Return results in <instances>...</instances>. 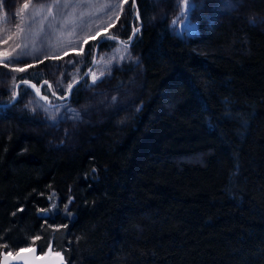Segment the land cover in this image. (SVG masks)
<instances>
[{
  "label": "trees",
  "instance_id": "obj_1",
  "mask_svg": "<svg viewBox=\"0 0 264 264\" xmlns=\"http://www.w3.org/2000/svg\"><path fill=\"white\" fill-rule=\"evenodd\" d=\"M194 1L201 16L187 37L160 15V0L89 1L88 28L73 35L87 33L60 50L46 33H25L29 21L60 19L66 29L70 0H0V70L11 68L0 75V104L19 88L0 108V262L36 248L65 264H264V24L239 15L245 0L222 1L239 15L227 19L209 14L213 0ZM248 6L264 14V0ZM105 35L122 43L104 40L99 55L121 47L136 56L143 99L132 110L99 105L92 118L90 77L70 99L67 86ZM72 62L79 72L60 79ZM132 66L113 67L104 93L118 95ZM30 82L48 110L66 112L63 122L78 114L77 147L56 146L53 123L50 136L38 128L24 105L47 104Z\"/></svg>",
  "mask_w": 264,
  "mask_h": 264
},
{
  "label": "rangeland",
  "instance_id": "obj_2",
  "mask_svg": "<svg viewBox=\"0 0 264 264\" xmlns=\"http://www.w3.org/2000/svg\"><path fill=\"white\" fill-rule=\"evenodd\" d=\"M89 1L93 4L95 3L96 5L98 4L97 0H70L72 4L71 8L67 6V9H70L68 10L69 13L73 12L76 14L75 16H77V14L80 13V15H78V17L76 18L71 19L69 18V13H68L67 19H65L66 13H64L65 15L64 23H65V27L67 26L66 29L63 27L62 23L60 22V19H57L56 22L51 19V20H47V22L45 23H39V24L35 22L30 23L29 21V26L27 27L25 37L30 39L32 38L33 35L37 34V36L39 37V33L41 34L46 33L49 41L54 40V48L56 46V48L58 49L60 48V50L65 49V46L69 44L71 46L75 45V43H72V42H77V41L79 42V39L87 33V30H86L79 37H76V35H73V31L76 27L88 28V26L84 25L86 24L84 23L85 22L84 19L86 18L84 14L87 11H89L91 7L93 6V4L91 5ZM222 1L224 2L225 0H213V3L209 2V5H208L210 9V12L208 11L209 14L216 15L215 17L218 19L219 18L227 19L231 15L233 16L240 15V16L245 17L251 22H254V23L256 22L255 23L256 25L260 26L264 24V14L252 15L251 13H248L249 9L245 11L247 7H249L248 6L249 0H245L247 4L246 3L242 4L243 7L240 9L241 12L239 13V15H237L234 12L230 13L229 11L227 12L226 10H223L225 6L223 7ZM194 2H195L194 0H189V3H186L185 0H175V3L172 4V2L169 0H160L161 4H159L158 6V11L161 16L163 17L168 16L171 27L173 30H175V32H177L178 34L184 37H187L188 35L194 32L196 24L199 20V17L201 16L199 11L191 7V5H193ZM33 17L37 19V16H33ZM63 29H65V31ZM25 45L26 46L24 48H27V50H31L30 47L33 46L31 45V43H28V42ZM130 45H131V42H130ZM99 52H100V48H99ZM94 58H95V54H94ZM128 60L133 62L132 75H131L133 78L131 79L130 82H128V84H125L124 88H122L123 90L118 92L119 93L118 95L113 96L116 99H119V101H113L112 95L115 92L112 94L111 92H109L110 94L104 93L106 86L109 88V86L111 85L109 83L111 82V77L113 75L112 72H114V69L112 68L118 67L120 69V66ZM93 61H92V64H93ZM68 64L69 63H67V65ZM8 66L5 64L0 70L1 71L0 75H3L2 82L4 80V75H7V72L11 73V68H9ZM72 66L73 67L64 68L65 66L60 65L59 67H61V69H60L59 78L61 79L64 73L72 72V75L77 74L81 68V65L75 64L74 62H72ZM87 77H90V81H91L88 87L90 90L89 96L91 97V101L88 103L87 111L90 112L92 110L89 113V115L92 118L96 116L95 110L100 106L105 107V110L108 111V110H111L112 108H115L119 104L123 103L121 105L123 106L122 108L132 110L134 107L137 108L138 105L142 102L143 96L139 92L143 88L142 84L144 83L145 78H144L143 70L141 66L139 65V63L137 62L136 56H134L130 51L128 52L127 50H124L123 48L120 47V48L113 49L107 53H101L100 55L98 54L96 62L92 66V69ZM77 79L78 78H75L73 81ZM70 85L67 86V94H68V89ZM65 86L66 85L62 87L65 88ZM132 94H133V98H135L133 100H131ZM44 98H46V96H44ZM53 106L47 105V106L42 107V105L34 103L33 100H31L28 105H24L25 108H28L27 110L36 112L38 119L40 120V121L37 120L39 121L38 128L46 136L47 135L50 136L52 133L51 138L55 140L54 144L56 146L69 148L68 150L74 149L75 147L78 146L79 140L82 136L83 123L81 121L77 122L79 119L77 116H74L72 112L71 114H67L68 117L69 116L71 117L72 122L71 123L63 122L65 119H64V116L61 114V112L64 114L66 112L61 111V110L59 111L56 109L55 110L52 109L51 111L46 108V107H53ZM0 108H5V107H0ZM112 112H115V111H112ZM103 120L104 119H102V121ZM50 123H53V125H56V127L58 128L54 132L51 131V133L48 127L46 126V124H50ZM55 254L57 253H54L52 251H48L45 253V255H49V256H54Z\"/></svg>",
  "mask_w": 264,
  "mask_h": 264
},
{
  "label": "water",
  "instance_id": "obj_3",
  "mask_svg": "<svg viewBox=\"0 0 264 264\" xmlns=\"http://www.w3.org/2000/svg\"><path fill=\"white\" fill-rule=\"evenodd\" d=\"M133 3L136 6L137 0H133ZM135 16H137V13ZM136 35H137V31L134 32L132 39ZM104 37H110V39L117 40L119 43H122V40L117 38V37H114L111 35L103 36L98 41V44L96 47V52H95V58H94L92 66L96 62V59H97L98 54H99V48H100L99 46L105 40ZM127 46H130V43H128ZM92 66L85 72V74L82 77L78 78L77 80H75L71 83V85L68 89V96L69 97L71 96L72 91L75 88V86L78 85V83L83 81L85 79V77L88 76V74L90 73V71L92 69ZM30 83L33 85L34 92H35L36 96L41 101L45 102L48 106H52V104L49 102H46V98H44V96L41 95V92H40L38 86L33 82H30ZM20 84H21V82H20ZM18 98H19V88L17 87L16 98L8 104H0V107H7L9 105H13L17 102ZM0 264H65V259L60 254H55L54 256H49V255H45V254L40 255L36 248H30V249H25V250L19 251L15 255L4 253L2 255Z\"/></svg>",
  "mask_w": 264,
  "mask_h": 264
},
{
  "label": "snow or ice",
  "instance_id": "obj_4",
  "mask_svg": "<svg viewBox=\"0 0 264 264\" xmlns=\"http://www.w3.org/2000/svg\"><path fill=\"white\" fill-rule=\"evenodd\" d=\"M185 2L186 3H189V0H185ZM191 7H195V5H191ZM104 39L105 40H107V39H110V37H104ZM19 71H24V69H19ZM115 97H113V101H115ZM77 116H78V114H77ZM41 212H44L45 213V215H44V217L43 218H45V219H47L48 218V214H47V211L46 210H40ZM66 215H70L69 213H65Z\"/></svg>",
  "mask_w": 264,
  "mask_h": 264
},
{
  "label": "bare ground",
  "instance_id": "obj_5",
  "mask_svg": "<svg viewBox=\"0 0 264 264\" xmlns=\"http://www.w3.org/2000/svg\"><path fill=\"white\" fill-rule=\"evenodd\" d=\"M132 1H133V0H132ZM133 4H134V3H133ZM135 31H136V30H135ZM135 31H134V32H135ZM133 34H134V33H133ZM132 37H133V35H132ZM134 38H135V37H134ZM134 38H133V39L131 38V41H133ZM95 52H96V51H95ZM83 81H84V80H83ZM83 81H81V82H83ZM81 82H80V83H81ZM78 84H79V83H78ZM72 93H73V91H72ZM71 96H72V94H71ZM71 96L69 97L68 94H67V97H69V99L71 98ZM46 102H48L47 99H46ZM49 103H50V102H49Z\"/></svg>",
  "mask_w": 264,
  "mask_h": 264
}]
</instances>
